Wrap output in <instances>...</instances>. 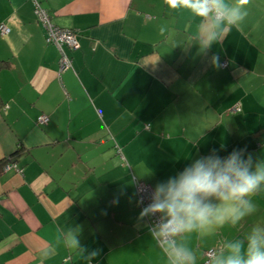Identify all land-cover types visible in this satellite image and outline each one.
Wrapping results in <instances>:
<instances>
[{"label":"crops","instance_id":"obj_1","mask_svg":"<svg viewBox=\"0 0 264 264\" xmlns=\"http://www.w3.org/2000/svg\"><path fill=\"white\" fill-rule=\"evenodd\" d=\"M37 4L79 34L78 49L64 47V72ZM245 11L208 42L213 17L163 0H0L9 29L0 35L9 63L0 72V163L12 157L23 169L0 164V264H171L135 181L163 202L169 181L198 160L236 153L250 172L264 169V0ZM248 199L254 210L235 225L176 235L175 246L191 264L216 249L215 264L235 243L246 258L249 237L264 235V183Z\"/></svg>","mask_w":264,"mask_h":264},{"label":"clouds","instance_id":"obj_2","mask_svg":"<svg viewBox=\"0 0 264 264\" xmlns=\"http://www.w3.org/2000/svg\"><path fill=\"white\" fill-rule=\"evenodd\" d=\"M163 2L170 10L185 9L197 17H213V30L207 33V41L211 42L216 39L215 29L222 23L238 25L243 21L250 0H236V5L231 8L226 7L223 0ZM262 183L264 169L250 172L236 153L226 160H198L177 179L170 180L163 202H153L145 212L166 213L167 221L158 227L159 235L168 245L164 250L171 264H191L194 258L187 249L176 247L170 237L195 230L203 232L229 222L235 225L254 210V205L248 198L259 191ZM161 191V188L157 189L158 193ZM210 197L217 198L221 203L217 206L205 204L203 200ZM72 243L76 244L78 241L73 240ZM228 247L229 255L216 260L215 264H264V235L259 232H254L249 237L246 258L241 255L240 243ZM92 255L95 256L96 253Z\"/></svg>","mask_w":264,"mask_h":264},{"label":"built area","instance_id":"obj_3","mask_svg":"<svg viewBox=\"0 0 264 264\" xmlns=\"http://www.w3.org/2000/svg\"><path fill=\"white\" fill-rule=\"evenodd\" d=\"M36 15L38 19L43 23L46 29V41L47 43L54 44L59 48L61 53L60 56V72H64L71 68L72 62L69 56L67 55L65 48L76 50L79 48V34L76 31L70 29L59 28L51 23V19L47 12L43 11L40 6L36 5ZM9 32V29L5 25L0 26V35H6ZM228 66L227 62L222 64V67ZM239 110V109H238ZM49 123V118L45 115H41L38 118V125H47ZM14 170L17 173H22V169H19L16 164H7L4 168V172ZM136 193L139 201V205L145 214L146 222L149 226V229L155 233L159 244L163 249H165L166 243L159 235V227L162 222H166L168 217L164 216L161 212L152 213L151 211L145 212V209L149 208L153 202H159V197L153 190V188L142 181L136 180ZM175 237H170V240L175 244ZM217 256L216 249H210L205 253V260L203 264H211V261Z\"/></svg>","mask_w":264,"mask_h":264},{"label":"trees","instance_id":"obj_4","mask_svg":"<svg viewBox=\"0 0 264 264\" xmlns=\"http://www.w3.org/2000/svg\"><path fill=\"white\" fill-rule=\"evenodd\" d=\"M9 67V63L8 62H6V61H0V72H2V71H4L5 69H7ZM39 118V117H38ZM37 121H38V119H37ZM38 125V124H37ZM38 126H46V125H38ZM1 170L3 171V168L7 165V164H16L17 166H18V168L19 169H21L20 168V166L17 164V162H15L14 160H13V158L12 157H9V158H7V159H5V160H3L1 163ZM22 171H23V169H22ZM4 172V171H3Z\"/></svg>","mask_w":264,"mask_h":264}]
</instances>
